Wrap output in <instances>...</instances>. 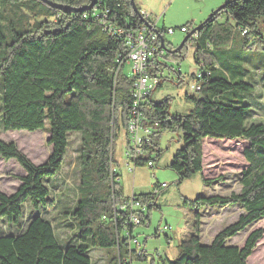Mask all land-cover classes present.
I'll return each mask as SVG.
<instances>
[{"label":"trees","instance_id":"trees-1","mask_svg":"<svg viewBox=\"0 0 264 264\" xmlns=\"http://www.w3.org/2000/svg\"><path fill=\"white\" fill-rule=\"evenodd\" d=\"M48 1L80 9L90 0ZM5 8L20 12L21 29H12L7 37L0 31V127L4 132L46 131L52 151L43 163L34 164L15 143L0 141V158L14 159L24 170L17 176L19 185L13 193L0 192V220L19 226L25 203L33 209L24 227L0 234V264H93L91 252L95 250L105 251L107 264L144 259V251L136 246L130 249L138 225L129 223L130 210L120 208L130 196L124 195L113 168V148L121 131L129 148L126 124L132 111L133 78L121 74L124 33L139 28L140 17L130 0H96L92 9L75 12L40 0H0V16ZM262 20L264 0L225 2L194 27L186 41L193 44L192 59L199 66L190 75L198 89L185 96L192 103L189 112L183 116L169 113L170 98L153 102L152 91L140 103L151 138L143 145V155L128 159L134 166L154 163L161 152L162 132L176 131L180 147L168 167L177 174L178 184L197 173L206 185L222 182L221 175L203 174L206 138L245 143L238 192L183 199V206L194 211L192 230L179 242L177 256L166 259L168 264H247L263 236L258 228L249 232L241 246L229 243L264 218V119H252L255 110L248 99L256 94L257 84L232 62L243 59L246 48L264 47L258 30ZM182 27L188 32L186 25ZM181 53L173 56L182 57ZM161 82L162 78L155 89ZM73 132L80 134L76 199L70 206L57 207L63 193L57 191L52 201L48 182L54 184L60 178L68 134ZM154 191L132 195L146 205L140 212L141 224L156 207L160 189ZM235 205L242 209L237 219L218 231L209 244H202L199 211ZM40 208H53L59 223L70 227L65 242H60Z\"/></svg>","mask_w":264,"mask_h":264},{"label":"rangeland","instance_id":"rangeland-1","mask_svg":"<svg viewBox=\"0 0 264 264\" xmlns=\"http://www.w3.org/2000/svg\"><path fill=\"white\" fill-rule=\"evenodd\" d=\"M229 0H135L144 16L150 21H156V26L161 29L173 28L171 34L163 33L165 41V54L167 57L161 61L163 68L161 85L152 90V101L158 102L164 98H170L169 113L183 116L192 108L186 95L190 93L188 82L192 81L191 74L199 66L192 59L193 44L187 42L182 48V57H176L177 53L169 51L176 49L183 38L198 26L214 10ZM222 2V3H220ZM7 12V14L5 13ZM4 14L0 16V31L4 36L12 33V29L20 30L17 21L20 12L1 9ZM12 24V25H11ZM186 25L187 33L180 31V27ZM258 30L264 38V20L258 22ZM238 49V48H237ZM178 60V61H176ZM233 64L241 70L249 73L251 81L257 84L255 95L248 97L254 107L252 119H264V47L243 50V59L232 60ZM179 67L180 76L176 72ZM175 70V71H174ZM244 73V72H243ZM121 74L126 77L131 75V63L127 62L121 69ZM183 77V78H182ZM1 93V92H0ZM245 98V94L243 99ZM252 99H255L254 101ZM259 104H258V103ZM260 122V121H257ZM127 131V130H126ZM128 134V133H127ZM48 133L43 130L29 132L26 130L2 131L0 127V141L13 142L17 148L27 156L34 164L43 163L51 154L52 146L47 142ZM179 137L176 131H164L159 141L160 155L154 166H134L127 157V147L124 143V133L121 131L119 139L115 141L113 148V168L118 174V183L123 192L130 197L134 195L152 193L157 186L165 183L160 188V193L155 202L156 207L148 211V219L144 224L135 226L133 235L139 243V249L144 251L145 258L142 260L133 258L130 264H168L166 259L173 260L177 256V246L185 236L191 232L194 221L192 210L184 207L183 199L192 200L198 196H210L213 194L228 195L230 192H238V178L244 164L241 149L245 143L227 142L224 140L205 139L203 141L204 171L206 176H223L219 184L206 185L202 175L197 173L191 178L178 184L177 174L169 169L168 165L174 152L180 147ZM80 134L77 132L68 134V147L62 165L60 178L54 184L49 185L54 194L57 191L63 193L58 197L61 205L70 206L76 199V189L79 183L78 147ZM217 142V143H216ZM155 153L153 154V158ZM23 168L16 160H4L0 158V192L13 193L19 185L17 176L23 175ZM50 181L54 180L49 178ZM48 181V180H46ZM158 188V187H157ZM156 188V189H157ZM58 200V203H59ZM41 210V208H40ZM54 226L55 234L60 242H65L66 236L70 235V227L64 228L58 218L53 215V208L41 210ZM200 234L202 244H209L213 236L223 227L234 222L242 209L235 206H212L201 209ZM33 209L25 203L19 226H11L4 219L0 220V234H9L8 231L16 232L18 227H24ZM167 226L166 230L163 227ZM262 229L263 236L256 243L251 255L247 258V264H264V218L253 223L245 230L239 232L229 240L230 244L241 246L246 236L254 229ZM136 244L131 243L130 249H135ZM93 264H107L105 251L95 250L91 252Z\"/></svg>","mask_w":264,"mask_h":264},{"label":"built area","instance_id":"built-area-1","mask_svg":"<svg viewBox=\"0 0 264 264\" xmlns=\"http://www.w3.org/2000/svg\"><path fill=\"white\" fill-rule=\"evenodd\" d=\"M141 15L146 19L142 12ZM147 21L150 27L141 23L139 28L132 32L128 31L124 33L121 29H115L116 33H124L126 37V55L123 63H131V78H133L131 87L132 111L126 124L129 140V148L127 149L128 158H136L143 155V145L150 141L151 131L149 127L143 124V117L139 111V107L141 101L155 89L161 79V74H159L163 68V63H161V61H163L167 55L164 52L165 49L160 46V35L163 37L164 32L168 34L174 32V29L171 27L161 32V29L156 26L157 19L153 22ZM180 31L183 33L187 32L183 27L180 28ZM150 68L152 72H149ZM176 70L178 71L179 67H177ZM188 86L190 93H194L198 89L193 81H190V83L188 82ZM146 164L149 167L154 166L152 161H148ZM165 186L166 184L162 183L154 192H157L160 188H164ZM120 208L131 211L132 214H130L129 223L132 225L141 224V213H143L146 208L144 203H141L131 196L120 204ZM166 229L167 226L163 227V230ZM132 243L136 244V247L139 248V243L136 240H133Z\"/></svg>","mask_w":264,"mask_h":264},{"label":"water","instance_id":"water-1","mask_svg":"<svg viewBox=\"0 0 264 264\" xmlns=\"http://www.w3.org/2000/svg\"><path fill=\"white\" fill-rule=\"evenodd\" d=\"M40 1H42V2L45 3L46 5H49L50 7L57 8V9H62V10H68V11H72V12H75V11H82V10H90V9H92V7H93V6L95 5V3H96V0H90V1H89V4H88L87 6L82 7V8H80V9H75V8H71V7H69V6H65V5H61V4H55V3L51 2V1H48V0H40ZM130 3H131V5H132V9H133V11H134L135 13H137L138 16L140 17V21H141V23H143V24H145L146 26L150 27L148 21H147L142 15H141V12L138 11V9H137V7H136V5H135L134 0H130ZM221 7H222V6H220L219 8H217L216 10H214L212 13H210V15L207 17V19H208L209 17H211V16L213 15V13L216 12L217 10H219ZM195 30H196V28H195V29H192V31L189 32V34L186 35V36L183 38V40H182L181 43L178 45V47H177L176 49H173V50L169 51V52L172 53V54L179 52V51L182 49L183 45L186 43V41L189 39V37L193 34V32H194ZM155 31H156V30H155ZM160 46H161V48L166 49V48H165L164 38H163L161 35H160Z\"/></svg>","mask_w":264,"mask_h":264},{"label":"crops","instance_id":"crops-1","mask_svg":"<svg viewBox=\"0 0 264 264\" xmlns=\"http://www.w3.org/2000/svg\"><path fill=\"white\" fill-rule=\"evenodd\" d=\"M220 3H222V2H220ZM124 195H125V196H129L128 194H125V193H124Z\"/></svg>","mask_w":264,"mask_h":264},{"label":"bare ground","instance_id":"bare-ground-1","mask_svg":"<svg viewBox=\"0 0 264 264\" xmlns=\"http://www.w3.org/2000/svg\"><path fill=\"white\" fill-rule=\"evenodd\" d=\"M119 234V233H118Z\"/></svg>","mask_w":264,"mask_h":264}]
</instances>
